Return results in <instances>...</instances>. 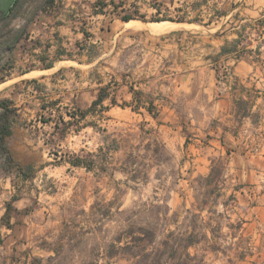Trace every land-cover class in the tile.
I'll return each instance as SVG.
<instances>
[{"label":"rangeland","instance_id":"374dc122","mask_svg":"<svg viewBox=\"0 0 264 264\" xmlns=\"http://www.w3.org/2000/svg\"><path fill=\"white\" fill-rule=\"evenodd\" d=\"M114 1L123 7L110 5L92 19L87 0L0 1L5 8L17 2L0 21L1 38L10 30L22 38L0 99L19 108L7 145L26 171L0 168V264H264V28L256 26L264 0H210V8L190 14L179 10L198 0ZM215 4L229 13L210 28L153 34L111 25L134 11L208 21ZM87 24L95 35L89 42ZM241 30L252 56H223L215 66L210 56ZM38 33L55 40V53L63 43L76 57L96 43L98 59L57 62L45 78L21 77L44 64L36 57L44 49L35 52L37 40H29ZM5 65L0 55V69ZM217 70L262 91L259 127L236 118ZM105 86L119 106L107 100L109 111L99 107L81 119ZM132 87L157 103V118L122 107L133 105ZM73 154L93 159V170L71 167L65 161ZM220 157L227 169L207 185ZM232 193L236 202L228 201Z\"/></svg>","mask_w":264,"mask_h":264},{"label":"trees","instance_id":"16d2710c","mask_svg":"<svg viewBox=\"0 0 264 264\" xmlns=\"http://www.w3.org/2000/svg\"><path fill=\"white\" fill-rule=\"evenodd\" d=\"M1 2L4 0H0ZM57 1L60 0H47L48 5H54ZM110 1L111 4L108 2ZM13 8H5L4 6L0 5V21L6 20L8 17L11 16V14L14 12V8L17 5V2L14 3ZM3 5V4H2ZM110 5L114 6V9H118L120 7H123V5H118L114 0H97V2L94 4V14H107L108 8ZM139 10V9H138ZM159 15H156L152 17L151 19H148L146 15H142L139 11H134L133 13L126 14L124 16H121L120 19L129 23L136 20H142L144 22H163V21H172V22H179V23H190L193 25L198 26H204L207 28H210L215 24V21H219L220 18L223 16H226L228 14V10H218L216 11L215 17H212L208 22H204L203 19L200 18H194V19H188L186 17H178L173 18L169 16H160L161 12H158ZM133 20V21H132ZM256 26L259 28H264V18L258 19L256 21ZM257 28V27H256ZM86 36H89V33L87 31H84ZM179 35H183L184 32L179 31L175 32ZM219 33H216L215 35H218ZM237 34L239 35V38L229 42L227 41L226 44L221 46L220 52L215 56H210V59L213 61V64L217 67L218 64H220V60L223 56L230 55L232 58L238 62L240 61L245 55L252 56L253 50L249 49V45H242V36H243V30L238 31ZM21 35L18 32H13V30L9 31V34L7 37L0 36V55H4L7 57V66H2L0 69V85L8 82L11 80L13 76V66L11 65V55L16 50L18 44L21 41ZM94 50H90L91 58H94L95 55H93ZM218 73V81L224 83L227 87L230 88V92L233 97V109L235 111L236 118H241V121L249 120L253 125H258V127L261 125L262 121V112L261 110L256 111L257 108V102L259 99H261V93L262 91L256 89H252V91L248 90V88L242 83L241 80L237 79L235 82L229 81V79L226 80L223 79V76L220 74L219 70H217ZM225 80V81H224ZM32 82H36V80H33ZM5 85V84H4ZM1 85L0 87H2ZM110 87L105 86L101 87L99 94L96 98V100L92 103L91 107L81 113V119L86 118L91 112L95 111L97 108L101 107L104 109V111H109L111 106H119L118 101L115 97H111L110 93ZM131 93L134 97V103L133 105L129 103H125L122 107H131L133 110L137 111L140 109H144L149 114H151L154 118L158 117L157 114V103L152 99L151 101H144L143 97L145 96V93L143 91H138L134 87L131 88ZM109 100L110 105L105 106V102ZM136 106V107H135ZM138 107V108H137ZM19 108L16 107L15 102L10 99H0V168H2L5 172L16 170L18 172V175L23 176L26 171L23 167L16 164L14 161V158L8 148L7 140L13 135V128L16 123V118L19 116ZM74 119H76V116H72ZM233 135L235 137H238L237 132H233ZM230 155V152L227 153ZM67 162L71 167L74 168H85L88 171H92L94 168V160L90 159L83 155L73 154L69 157ZM213 165L211 168L210 174L205 178L207 185L214 184L215 181L221 179L227 169L228 164L225 163L223 157H220L218 159H214L212 161ZM235 191H238L237 188H235ZM228 201L236 202L237 198L234 193H232L228 199ZM228 204H225L227 206ZM229 218V217H228ZM244 221L240 220L237 223V227L239 230L243 229ZM194 243H191L190 246H192Z\"/></svg>","mask_w":264,"mask_h":264},{"label":"crops","instance_id":"0c3cea01","mask_svg":"<svg viewBox=\"0 0 264 264\" xmlns=\"http://www.w3.org/2000/svg\"><path fill=\"white\" fill-rule=\"evenodd\" d=\"M87 1H91V4H90L91 11L86 13V14H88V18H91V19L92 18H99L100 16H105L106 15V13L105 14H102V13L94 14V4L97 2V0H87ZM209 1L210 0H198V1H196V2H194L192 4H190V5H187L184 9H180L179 13L190 14L191 12L199 11V9H202L203 7L210 8V6L208 5ZM212 8L214 9V13L211 16V18L215 17L216 11H218V10H225V11L228 10V13H229V9H225V7L219 8L217 4L213 5ZM208 21L204 20V22H208ZM217 21H215V22H217ZM124 23H127V22H125L123 20L111 21V25L115 24V27H116V29L118 31H122V29L125 28V27H123ZM176 23H179V22H176ZM184 24L188 25L190 23H184ZM62 25L63 24H59L58 27L61 28V27H63ZM190 25H193V24H190ZM86 27L87 28L83 29L82 34L85 37V41L89 42L90 40L95 39V35L92 34L89 31V28H91V26H88V24H87ZM84 31H87L89 33V36H86ZM101 32L102 33H106V32L110 33L111 32V27H109L107 29L101 28ZM31 38L37 40V44L39 46V47L34 49L35 52L40 50L41 48L44 49L43 51H41V54L36 56L39 59V62L40 63L43 62L44 64H42V66H35V67L30 68L28 70L22 71L20 73L21 77H26V76L31 75V74H40V78H45L47 76L46 75L47 73H49V72L53 71L54 69H56V66H57L56 63L57 62H60V63H65V62L74 63L75 62V63H78L79 65H82V59L83 58H86V60H87V62L89 64L93 63L95 60L98 59V56L97 57L94 56V58H91V55H90V50L91 49L95 50L96 48H98V45L96 43L95 44L86 43V47H84L83 49L80 48V51L78 52L79 57H76L73 54L72 51L64 49L63 43L61 44V47L58 45L59 49L55 53V50H56L55 40L53 38H50V36L48 34H46V33L35 34L34 36L30 37L29 40H31ZM19 45H20V43L18 44V46ZM77 45L78 44L76 43V46ZM18 46H17L16 50L18 49ZM45 49H47V50H45ZM14 52L11 55V59H12V56H13ZM50 53L52 54L51 60H50ZM45 56H47V57H45ZM13 70H14V68H13ZM34 80H36V79H34ZM36 82H37V80H36ZM90 82L92 83V81H90ZM5 83H7V82H5ZM5 83H3L1 85H4ZM95 83H97L96 86H97V90H98L100 85H98V81H95Z\"/></svg>","mask_w":264,"mask_h":264},{"label":"bare ground","instance_id":"6f19581e","mask_svg":"<svg viewBox=\"0 0 264 264\" xmlns=\"http://www.w3.org/2000/svg\"><path fill=\"white\" fill-rule=\"evenodd\" d=\"M197 26V25H196ZM195 26L186 25V24H176L170 22H151V23H143L141 21H133L126 24L127 29H147L153 33H166L172 30L181 29V28H192Z\"/></svg>","mask_w":264,"mask_h":264},{"label":"water","instance_id":"95a60500","mask_svg":"<svg viewBox=\"0 0 264 264\" xmlns=\"http://www.w3.org/2000/svg\"><path fill=\"white\" fill-rule=\"evenodd\" d=\"M141 22H143V23H151V22H144V21H141ZM163 22L176 23V22H171V21H163ZM176 24H184V23H176ZM188 25H190V24H188Z\"/></svg>","mask_w":264,"mask_h":264}]
</instances>
